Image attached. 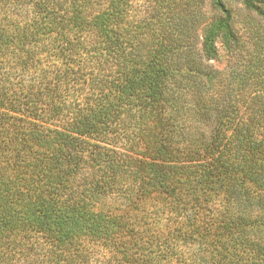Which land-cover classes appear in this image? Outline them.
<instances>
[{
	"label": "trees",
	"instance_id": "trees-1",
	"mask_svg": "<svg viewBox=\"0 0 264 264\" xmlns=\"http://www.w3.org/2000/svg\"><path fill=\"white\" fill-rule=\"evenodd\" d=\"M0 264H264V0H0Z\"/></svg>",
	"mask_w": 264,
	"mask_h": 264
},
{
	"label": "rangeland",
	"instance_id": "rangeland-1",
	"mask_svg": "<svg viewBox=\"0 0 264 264\" xmlns=\"http://www.w3.org/2000/svg\"><path fill=\"white\" fill-rule=\"evenodd\" d=\"M232 5L234 6V8L236 9V13L238 14V18L242 21L245 20L246 18V11L243 9V6L241 5L240 2H236V1H231ZM244 22V21H243ZM214 66L217 68H223L228 64V59L226 57H221L220 60H213L212 61Z\"/></svg>",
	"mask_w": 264,
	"mask_h": 264
}]
</instances>
